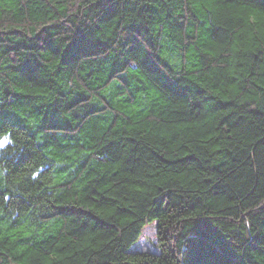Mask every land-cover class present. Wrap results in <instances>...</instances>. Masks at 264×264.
<instances>
[{
	"label": "trees",
	"instance_id": "1",
	"mask_svg": "<svg viewBox=\"0 0 264 264\" xmlns=\"http://www.w3.org/2000/svg\"><path fill=\"white\" fill-rule=\"evenodd\" d=\"M261 13L0 0V264H176L197 223L264 264Z\"/></svg>",
	"mask_w": 264,
	"mask_h": 264
},
{
	"label": "snow or ice",
	"instance_id": "2",
	"mask_svg": "<svg viewBox=\"0 0 264 264\" xmlns=\"http://www.w3.org/2000/svg\"><path fill=\"white\" fill-rule=\"evenodd\" d=\"M264 17V13H261ZM264 35V29H262ZM81 43L87 42V37L81 38ZM72 51L70 50L69 56ZM3 129V122L0 121V131ZM5 144H9L6 137L0 138V148H4ZM190 247L185 249L184 256L181 258L173 250L170 256L176 261V264H235L232 258V251L230 246L223 244V242L214 235V230L209 226L197 223L192 230ZM193 254L203 257L199 261L191 259ZM46 264H52L51 261Z\"/></svg>",
	"mask_w": 264,
	"mask_h": 264
},
{
	"label": "rangeland",
	"instance_id": "3",
	"mask_svg": "<svg viewBox=\"0 0 264 264\" xmlns=\"http://www.w3.org/2000/svg\"><path fill=\"white\" fill-rule=\"evenodd\" d=\"M133 249L136 251H147V252L157 251L154 222L151 224H147L145 226L137 243L133 246Z\"/></svg>",
	"mask_w": 264,
	"mask_h": 264
},
{
	"label": "clouds",
	"instance_id": "4",
	"mask_svg": "<svg viewBox=\"0 0 264 264\" xmlns=\"http://www.w3.org/2000/svg\"><path fill=\"white\" fill-rule=\"evenodd\" d=\"M3 137L7 138L9 144L12 143V138H11V133L10 132H8V131H0V138H3ZM6 145H8V144H5V146ZM0 149H3V148H0Z\"/></svg>",
	"mask_w": 264,
	"mask_h": 264
}]
</instances>
